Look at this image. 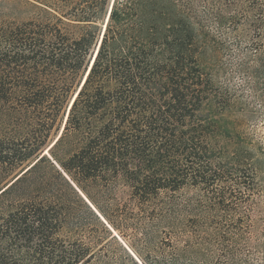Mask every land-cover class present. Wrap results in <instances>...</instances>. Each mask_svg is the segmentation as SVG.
I'll use <instances>...</instances> for the list:
<instances>
[{
  "label": "trees",
  "instance_id": "16d2710c",
  "mask_svg": "<svg viewBox=\"0 0 264 264\" xmlns=\"http://www.w3.org/2000/svg\"><path fill=\"white\" fill-rule=\"evenodd\" d=\"M0 264H264V0H0Z\"/></svg>",
  "mask_w": 264,
  "mask_h": 264
},
{
  "label": "rangeland",
  "instance_id": "374dc122",
  "mask_svg": "<svg viewBox=\"0 0 264 264\" xmlns=\"http://www.w3.org/2000/svg\"><path fill=\"white\" fill-rule=\"evenodd\" d=\"M114 233H115V234H118V232L115 231V230H114ZM119 237H120V239H121L122 241H124L122 236H119ZM132 252H133V251H132ZM133 253H134V252H133ZM134 255L137 257V255H136L135 253H134ZM137 258H138V257H137Z\"/></svg>",
  "mask_w": 264,
  "mask_h": 264
},
{
  "label": "water",
  "instance_id": "95a60500",
  "mask_svg": "<svg viewBox=\"0 0 264 264\" xmlns=\"http://www.w3.org/2000/svg\"><path fill=\"white\" fill-rule=\"evenodd\" d=\"M109 16V15H108ZM108 19V18H107ZM106 23H107V20H106ZM106 23H105V26H106ZM104 29H105V27H104ZM85 78H86V76H85ZM85 78H84V80H85ZM84 82V81H83ZM83 84V83H82Z\"/></svg>",
  "mask_w": 264,
  "mask_h": 264
}]
</instances>
